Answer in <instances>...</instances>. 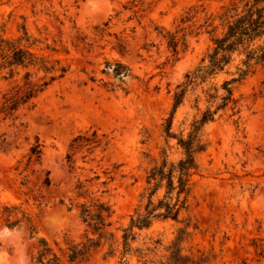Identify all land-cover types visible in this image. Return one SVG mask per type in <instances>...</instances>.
Masks as SVG:
<instances>
[{
    "label": "rangeland",
    "instance_id": "374dc122",
    "mask_svg": "<svg viewBox=\"0 0 264 264\" xmlns=\"http://www.w3.org/2000/svg\"><path fill=\"white\" fill-rule=\"evenodd\" d=\"M229 1L0 0V36L17 38L24 25L39 40L29 47L33 52L68 68L20 105L14 118L0 114V264H32L36 237L57 253L69 241L97 238L77 209L67 208L70 199L90 196L110 205L112 236L79 264H167L170 245L184 228L181 253L202 258L198 264H264V62L234 85L233 101L203 126L188 209L178 221L154 219L148 228H134L129 249L122 245L130 215L143 212L149 196L153 203L163 196V181L157 187L147 182L150 170L183 157L166 134V121L185 74L222 33L219 14ZM167 33L183 42L177 53ZM116 61L129 68L122 80L106 64ZM238 62L186 91L171 133L186 137L210 105L203 90L235 75ZM28 70L31 81L44 74ZM17 71L12 77L0 72V107L24 84L25 70ZM77 135L83 138L71 147ZM36 143L41 154L30 158ZM79 183L89 196H76ZM5 205H20L32 216L34 238L24 222L5 224ZM63 264H69L65 258Z\"/></svg>",
    "mask_w": 264,
    "mask_h": 264
},
{
    "label": "trees",
    "instance_id": "16d2710c",
    "mask_svg": "<svg viewBox=\"0 0 264 264\" xmlns=\"http://www.w3.org/2000/svg\"><path fill=\"white\" fill-rule=\"evenodd\" d=\"M219 18L224 21L222 33L212 38L211 49L192 71L185 74V79L179 85L170 116L166 121V134L177 140L178 145L183 149V157L176 163L168 164L163 161L150 170L147 182L153 183L154 187H157V182L163 181L164 193L155 203L149 196L143 212L136 210L130 215L127 225L122 228V245L125 251L129 249L130 242L135 238L134 228L139 230L148 228L154 219L178 221L181 211L188 209L187 195L190 176L192 170L196 168L195 152L203 147L200 139L203 126L213 121L218 111L233 101L234 85L251 72L256 64L264 62V0H230L221 6ZM22 30V35L17 38L0 36V72L6 70L8 77H12L15 72H18V68L25 70L23 86H19L14 95L5 98L0 107V114H3L4 118L11 116L14 118L13 114L20 105L27 103L45 86L62 77L68 70L67 66L62 65L58 59L51 60L33 52L29 47L35 45L39 40L31 39V35L28 34L24 25ZM167 37L172 51L177 53L179 44H183V42H180V38L172 33H167ZM22 40H25L27 44H21ZM51 50L56 49L52 48ZM236 59H239V62L235 66V75L222 80L218 87L210 85L203 90L210 105L206 106L199 118L192 121L186 137L171 133L169 129L173 113L182 102L186 91L205 83L208 78L218 73L227 71V67ZM106 64L108 67L112 66L110 73L119 80L129 75V68L119 61L106 62ZM29 68H34L37 73L42 71L44 74L37 81H31ZM219 89L223 90V93L219 94ZM82 138L81 135H77L73 138L70 146L72 147ZM39 146V143H36L30 147V158L32 156L39 158L41 154ZM66 157L70 159V155ZM45 183L48 184L49 180L46 179ZM82 186L80 183L77 185L76 188L79 191L76 196H89L87 190H81ZM151 193H153V189ZM60 203H63V200ZM74 207L77 209L78 217L92 233L97 235V238L86 236V241L82 243L69 241L62 253H57L45 238L36 237V245L32 246L33 250L30 255L32 264H63V258L69 264H79L89 259L92 251L100 245L102 239L112 236L107 230L111 224L109 219L112 210L105 201L95 196H90L87 201L75 203L70 199L67 208L72 210ZM3 215L5 224L9 228L24 222L29 229L30 238H34L37 234L32 216L20 205H5ZM185 232V228L180 229L171 243L167 264H198L203 261L202 258L193 260L189 255L181 253L179 243ZM257 254H263V251ZM139 256H144V252L139 251Z\"/></svg>",
    "mask_w": 264,
    "mask_h": 264
}]
</instances>
